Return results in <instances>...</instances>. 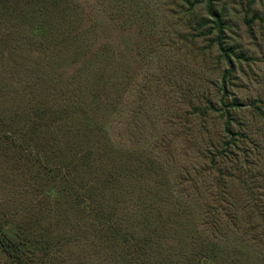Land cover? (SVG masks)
<instances>
[{
	"label": "rangeland",
	"instance_id": "rangeland-1",
	"mask_svg": "<svg viewBox=\"0 0 264 264\" xmlns=\"http://www.w3.org/2000/svg\"><path fill=\"white\" fill-rule=\"evenodd\" d=\"M213 5L229 62L206 0H0V232L33 262L264 264V0ZM222 98L251 161L220 193Z\"/></svg>",
	"mask_w": 264,
	"mask_h": 264
},
{
	"label": "trees",
	"instance_id": "trees-1",
	"mask_svg": "<svg viewBox=\"0 0 264 264\" xmlns=\"http://www.w3.org/2000/svg\"><path fill=\"white\" fill-rule=\"evenodd\" d=\"M207 1V12L208 14L213 18V23L215 24L214 28L210 29L207 32V35H211L215 30L218 31L217 34V42L219 45V50L222 52L223 57L229 61H231L230 57H238L236 56V53L234 49L227 48L224 45V37L223 32L225 28V24L223 22V14L218 13L213 5V0H206ZM261 20L264 21L260 16L255 15L252 19V22L254 20ZM251 23V22H250ZM241 59H245V57H239ZM232 74V70H229L225 76L224 80L229 78ZM223 92H227L225 89V86L222 87ZM208 106L201 108H195V114H199L200 117H206L211 112H217L221 113V117L225 119V127L224 131L226 132V135L229 137V141L224 142L223 145L220 148H216L215 150L209 152L210 154V163L212 170L218 171V184L220 187V193H223L222 184L223 179V172L229 171L230 165H237L240 161L244 162L245 164H249L251 161V154L249 150H246L245 148L239 147L237 144L241 142V140L238 139V137L241 135L240 132H235L233 130V124H239L238 120L235 118V116L231 113L232 110H235L238 107V103L236 101L231 102V104H228L224 102L223 98L220 100V108H216L217 104H214L212 100H208L207 102ZM260 116L264 117L263 112H259ZM213 145H211V148ZM238 168V167H237ZM225 169V171H223ZM245 169V168H244ZM227 175V174H226ZM232 177V174L230 175ZM225 184L223 185L224 188ZM253 194H251L252 196ZM26 247L27 243L22 238H13L8 233L1 231L0 232V248L5 252V254L11 259V261L14 264H37L36 262H33L29 257H27L26 254Z\"/></svg>",
	"mask_w": 264,
	"mask_h": 264
},
{
	"label": "water",
	"instance_id": "water-1",
	"mask_svg": "<svg viewBox=\"0 0 264 264\" xmlns=\"http://www.w3.org/2000/svg\"><path fill=\"white\" fill-rule=\"evenodd\" d=\"M203 264H207L206 260H204Z\"/></svg>",
	"mask_w": 264,
	"mask_h": 264
}]
</instances>
